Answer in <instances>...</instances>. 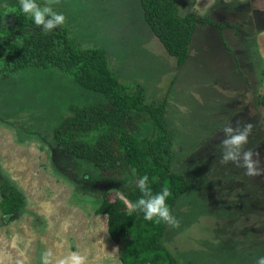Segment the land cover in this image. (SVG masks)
<instances>
[{
    "label": "rangeland",
    "instance_id": "1",
    "mask_svg": "<svg viewBox=\"0 0 264 264\" xmlns=\"http://www.w3.org/2000/svg\"><path fill=\"white\" fill-rule=\"evenodd\" d=\"M17 2L0 0V9ZM177 2L182 16L225 25L198 26L185 69L151 32L140 0H59L53 7L66 16L75 43L107 53L119 79L144 86L150 102L168 101L172 170L189 190L177 201L180 226L168 227L165 245L182 264H255L264 256V175L222 164L220 140L229 122L252 123L244 150L258 151L264 165V0ZM101 97L54 68L1 77L0 182L11 180L27 203L14 221L0 210V264H41L48 250L54 261L79 251L88 264H122L108 216L96 214L101 194L111 191L114 199L117 186L93 176L53 136L59 119L71 115L68 105L92 106Z\"/></svg>",
    "mask_w": 264,
    "mask_h": 264
},
{
    "label": "trees",
    "instance_id": "2",
    "mask_svg": "<svg viewBox=\"0 0 264 264\" xmlns=\"http://www.w3.org/2000/svg\"><path fill=\"white\" fill-rule=\"evenodd\" d=\"M140 5L151 32L179 69L186 68L191 58L198 26L221 31L225 27L208 16H182L177 0H140ZM11 9L16 13L7 15ZM221 39L224 48L232 50ZM203 53L208 51L203 49ZM32 67L60 70L82 88L102 96L96 105H68L71 115L59 119L53 136L70 157L94 168L93 176L117 186L114 199L111 191L99 193L96 214L108 216L109 234L119 245L122 264H182L163 242L169 225L145 220L142 211H130L127 205L142 196L137 182L145 175L154 194L164 187L170 189L167 204L174 216L178 199L189 190L187 178L172 170L174 134L168 101L150 102L144 86L119 79L107 53L75 43L66 23L45 33L20 11L19 2L7 4L0 9V79ZM95 133V142L86 141ZM1 177L0 210L14 221L25 212L27 200L11 180Z\"/></svg>",
    "mask_w": 264,
    "mask_h": 264
},
{
    "label": "clouds",
    "instance_id": "3",
    "mask_svg": "<svg viewBox=\"0 0 264 264\" xmlns=\"http://www.w3.org/2000/svg\"><path fill=\"white\" fill-rule=\"evenodd\" d=\"M20 11L26 16H30L34 24L45 33L60 27L66 23V16L62 12L54 10L53 5L58 4L59 0H44L43 4L37 0H18ZM7 7V5H5ZM9 13H16L15 9L9 10ZM254 125L252 123L241 124L236 122L233 126L230 122L223 127V138L220 140V146L223 149L221 158L222 164L231 162L236 167L243 168L245 175L256 177L264 175V165L260 159V153L251 149L244 150V145L248 143ZM137 187L142 196L134 203L127 202L130 211H142L144 219L156 222L163 221L171 227L178 228L180 221L177 219L167 204V199L171 196L170 189L164 187L158 193H153L149 187V177L147 175L140 178ZM41 264H88L86 255L79 251L71 252L62 258L53 259L51 250L45 251L41 255ZM255 264H264V256L256 258Z\"/></svg>",
    "mask_w": 264,
    "mask_h": 264
},
{
    "label": "crops",
    "instance_id": "4",
    "mask_svg": "<svg viewBox=\"0 0 264 264\" xmlns=\"http://www.w3.org/2000/svg\"><path fill=\"white\" fill-rule=\"evenodd\" d=\"M184 69H185V67H184ZM187 72V71H186Z\"/></svg>",
    "mask_w": 264,
    "mask_h": 264
}]
</instances>
